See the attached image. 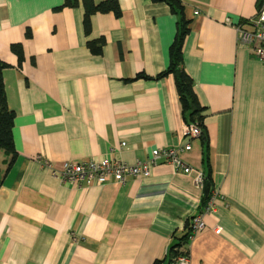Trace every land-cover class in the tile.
<instances>
[{"label":"crops","instance_id":"0c3cea01","mask_svg":"<svg viewBox=\"0 0 264 264\" xmlns=\"http://www.w3.org/2000/svg\"><path fill=\"white\" fill-rule=\"evenodd\" d=\"M65 2L0 0L17 151L6 173L0 152V264H264V60L239 45L236 28L253 30L264 0H181L183 67L205 108L193 138L174 77L156 79L177 33L170 6L118 0L120 16L95 12L86 33L81 1ZM186 143L189 173L161 157L148 177L91 186L63 183L38 159L56 170L104 157L131 164ZM209 171L206 194L195 179ZM197 215L206 229L171 251Z\"/></svg>","mask_w":264,"mask_h":264},{"label":"built area","instance_id":"2783aa9c","mask_svg":"<svg viewBox=\"0 0 264 264\" xmlns=\"http://www.w3.org/2000/svg\"><path fill=\"white\" fill-rule=\"evenodd\" d=\"M198 13L199 11L196 10L195 14ZM253 23V30H247L242 25L236 24L238 43L239 45L254 44L255 54L260 60H264V8H261L257 12L256 16L253 18ZM201 133L202 129L198 123L185 124L183 126V134L190 138L198 137ZM190 149V143H186L182 149L155 148L147 158L136 160L131 164L110 157L84 161H66L60 170L53 168L49 161L43 160L41 157L38 159L63 183L77 184L81 187L94 184H105L111 181L124 182L129 177H148L152 174L154 166H156L161 157H165L176 168H182L184 172L189 173L191 169L180 158L179 151ZM204 181L205 176L201 173L195 179V183L200 187H203ZM211 209L213 208L210 204L205 206L206 212L211 211ZM206 227L207 224L203 216H195L190 228L189 240L206 229ZM216 232H220V229H216ZM171 264H190V259L188 256H179L174 259Z\"/></svg>","mask_w":264,"mask_h":264},{"label":"trees","instance_id":"16d2710c","mask_svg":"<svg viewBox=\"0 0 264 264\" xmlns=\"http://www.w3.org/2000/svg\"><path fill=\"white\" fill-rule=\"evenodd\" d=\"M85 10L84 13V28L86 33L91 30V16L95 12H112L116 16H120L121 10L118 0H106L99 4H96L94 0H66L65 5L77 6L79 3ZM157 1V0H155ZM165 1L173 11L178 16L177 33L174 42L170 48V63L166 70L157 75L156 79L172 75L175 80L177 92L182 103L183 116L186 123H203L204 116L203 111L204 106L201 105L198 95L194 89V82L190 74L183 67V47L187 34L189 33V23L190 21L185 16L184 5L181 0H162ZM28 37L31 33L27 32ZM102 43V41H101ZM92 50L96 49L95 42H90ZM12 50L18 55L19 61L21 62L24 58L23 49L21 44H13ZM7 67V64L0 58V152L8 154L9 160L7 161V168L5 173L9 171L13 165L17 151L14 146L13 138V126L15 114L10 109L6 94L5 81L3 76V70ZM145 77L143 74H138L135 78ZM204 130V128H203ZM208 157V156H207ZM211 171V169H209ZM209 174L205 178V182L211 184V175ZM1 172V171H0ZM4 173V174H5ZM1 174V173H0ZM1 186V179H0ZM204 203L208 199V195H204ZM186 228H190L189 224ZM190 234V229H187L181 236H176L178 239L177 244L173 245L170 250L176 251L179 249L183 243L188 242V237ZM155 264H161L157 261Z\"/></svg>","mask_w":264,"mask_h":264},{"label":"water","instance_id":"95a60500","mask_svg":"<svg viewBox=\"0 0 264 264\" xmlns=\"http://www.w3.org/2000/svg\"><path fill=\"white\" fill-rule=\"evenodd\" d=\"M204 191H205L206 194L209 193V191H210V183L209 182H205Z\"/></svg>","mask_w":264,"mask_h":264}]
</instances>
